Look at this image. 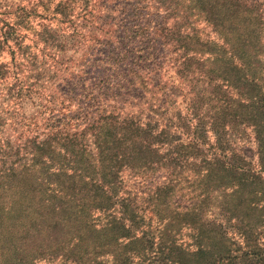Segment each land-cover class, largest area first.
<instances>
[{"label":"trees","instance_id":"trees-1","mask_svg":"<svg viewBox=\"0 0 264 264\" xmlns=\"http://www.w3.org/2000/svg\"><path fill=\"white\" fill-rule=\"evenodd\" d=\"M196 1L185 6L188 12L169 15L171 32L178 19L185 15L182 25L188 24L200 10L199 21L217 37L189 31L170 44L178 49L173 71L189 94L185 112L158 120L124 106L95 107L77 131L56 120L39 133L28 123L32 132L25 129L16 153L1 154L5 258L14 264H264V17L247 12L249 0ZM83 3L75 17L86 15L90 27L94 14ZM57 7L25 0L15 11L4 9L0 43L31 17L67 19ZM201 41L202 53L194 47ZM134 49L104 53L114 68L106 71L126 81L129 64L145 68L157 61L144 49L133 60ZM17 61H0L5 77L13 68L7 87L14 96L36 84H26L22 69L62 63L34 54ZM229 70L237 74L235 108L222 94L230 90ZM25 75L38 80L44 74ZM157 105L159 112L163 106ZM235 139L254 144V157Z\"/></svg>","mask_w":264,"mask_h":264},{"label":"rangeland","instance_id":"rangeland-1","mask_svg":"<svg viewBox=\"0 0 264 264\" xmlns=\"http://www.w3.org/2000/svg\"><path fill=\"white\" fill-rule=\"evenodd\" d=\"M83 1L46 0L49 10H57V4L63 6L69 13L68 18L63 19L57 15L55 19L64 20L58 22L44 17H31V23L23 22L24 24L18 27L17 34H11L6 42L0 43V61L18 60L20 63L23 57L27 59L30 54H34L39 59H57L62 62L61 65L44 67L43 71L22 69L20 73L24 76L21 78L26 84L31 81L36 84H32V91L23 89L19 96L12 95V90L7 87L12 80L10 75L13 68L10 69V75L5 77V70L0 63V159L3 158L2 153L7 156L16 153L14 147L20 142L25 129L32 132V126H27L28 123L37 124L34 128L39 133H46L50 122L56 120H59V124L61 121L66 122L67 130L77 131L84 125L83 114L95 107L124 106L130 111H141L142 119L158 120L165 118L166 112L171 116L176 109L186 111L189 94L183 80L173 71L172 58L177 56L178 49L175 45L171 50L170 44L179 43L182 35L189 31L202 30L205 34L201 31L200 36H207L206 39L211 36L216 40L217 37L211 33L210 27L199 21L198 18L205 15L200 10L196 9L193 15L188 16V24L182 25L186 19L185 15L184 19H178V28H172L171 32L169 15L172 12L179 14L182 10L188 12L189 9H185V6L197 1L86 0L83 5H86L87 10L92 9L94 14L90 27L86 15L75 17ZM249 1L247 9L250 11L247 12L252 16L253 13H261L264 17V0ZM24 2L25 0H0V18H3L4 9L7 12L10 9L15 11L21 8ZM260 26L263 29L261 36H264V18ZM6 30L12 31L11 28ZM167 30L169 37H164ZM260 42L264 46V38L260 39ZM147 43L152 47H144ZM188 44L192 45L193 41ZM203 44L201 41L194 47L200 46L198 52L202 53L201 49L205 48L201 46ZM38 46L42 48L41 52H38ZM132 47L135 49L133 54L129 52V56L133 60L134 56L142 53L137 50L144 49L152 54L151 57H156L157 61L143 63L147 66L145 68L136 67L131 63L124 74L126 81L119 80L117 72L106 71L107 68L111 70L112 65L104 53L120 54L121 50L130 51ZM27 71L44 75L36 80L26 76ZM228 76L232 81L228 82L230 90L223 91L222 94L231 98V105L235 108L238 105L235 89L236 70H229ZM150 89L152 91H149ZM24 92L26 95H23ZM157 104L163 106L159 112L155 111ZM235 142L246 156L254 157V144L244 141L241 145L238 139H235ZM261 154L264 155V149ZM141 181L144 180H135L134 183ZM250 205L256 207L252 202ZM67 229L69 228L66 227L65 230ZM3 238L0 228V264H14L12 259L5 258L8 251L5 250Z\"/></svg>","mask_w":264,"mask_h":264}]
</instances>
